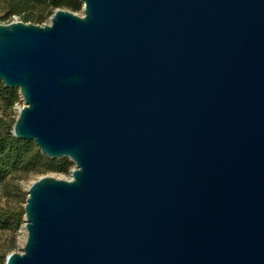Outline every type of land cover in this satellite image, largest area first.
<instances>
[{
	"label": "water",
	"instance_id": "water-1",
	"mask_svg": "<svg viewBox=\"0 0 264 264\" xmlns=\"http://www.w3.org/2000/svg\"><path fill=\"white\" fill-rule=\"evenodd\" d=\"M0 23L11 133L44 174L5 264H264V0H77Z\"/></svg>",
	"mask_w": 264,
	"mask_h": 264
},
{
	"label": "trees",
	"instance_id": "trees-1",
	"mask_svg": "<svg viewBox=\"0 0 264 264\" xmlns=\"http://www.w3.org/2000/svg\"><path fill=\"white\" fill-rule=\"evenodd\" d=\"M3 2L5 9L8 10L0 17V20L4 21L9 20L12 14L19 13L25 22L42 23L47 15L53 14L57 8L71 7L74 10L79 8L76 0H3ZM0 92L10 106L19 99L17 89L7 88L2 81ZM14 123L12 119L0 120V183H4L10 174L15 175L21 171L44 175L49 171L65 172L69 169L72 165L69 159H49L32 141L15 137L11 133ZM23 214L25 212L14 217L8 212H0V228L6 229L15 223H21ZM7 255L8 252H0V264H5Z\"/></svg>",
	"mask_w": 264,
	"mask_h": 264
},
{
	"label": "rangeland",
	"instance_id": "rangeland-1",
	"mask_svg": "<svg viewBox=\"0 0 264 264\" xmlns=\"http://www.w3.org/2000/svg\"><path fill=\"white\" fill-rule=\"evenodd\" d=\"M77 1V0H76ZM79 3V8L74 10L71 7H65L64 9H69L75 11L76 13L82 15L83 3ZM8 10L5 9L3 0H0V17L4 16ZM53 14L47 15L45 21L38 24H45L51 22V16ZM22 20V14L14 13L11 15L9 20H0L1 23H9L12 21ZM16 89V88H12ZM18 93L19 90L17 89ZM23 101L20 98L13 106L8 105L5 97L0 92V120L12 119L16 121L19 109L22 107ZM37 147V146H36ZM38 148V147H37ZM39 149V148H38ZM44 155V154H43ZM45 156V155H44ZM47 157V156H45ZM49 158V157H47ZM51 159V158H49ZM58 160V159H53ZM75 168V165L69 167L65 172L60 171H49L45 174L54 175L58 178L71 179V170ZM43 174H35L32 172L23 173L22 171L18 174H10L4 183H0V212H8L10 215L17 217L20 213L25 212L24 206L27 198V190L32 181ZM26 237V230L24 229V214L22 217V222L19 224H14L13 226L1 229L0 228V252L20 251L23 246L24 238Z\"/></svg>",
	"mask_w": 264,
	"mask_h": 264
},
{
	"label": "bare ground",
	"instance_id": "bare-ground-1",
	"mask_svg": "<svg viewBox=\"0 0 264 264\" xmlns=\"http://www.w3.org/2000/svg\"><path fill=\"white\" fill-rule=\"evenodd\" d=\"M24 240H25V238H24ZM23 243H24V241H23Z\"/></svg>",
	"mask_w": 264,
	"mask_h": 264
}]
</instances>
